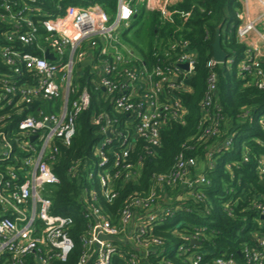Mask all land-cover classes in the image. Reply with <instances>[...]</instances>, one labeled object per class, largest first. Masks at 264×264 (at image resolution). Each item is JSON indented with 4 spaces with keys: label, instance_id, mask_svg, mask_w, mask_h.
Masks as SVG:
<instances>
[{
    "label": "built area",
    "instance_id": "built-area-1",
    "mask_svg": "<svg viewBox=\"0 0 264 264\" xmlns=\"http://www.w3.org/2000/svg\"><path fill=\"white\" fill-rule=\"evenodd\" d=\"M181 0H117V11L111 17L99 4L69 5L62 14L35 19L39 14L34 5L16 8L9 1L0 3V23L10 27L4 31L5 44L0 47L8 72H0V264H56L66 261L75 247L70 234L74 225L72 216L55 213L48 186L60 182L52 169L58 153L56 142L70 144L77 130L78 115L90 106L91 93L81 87L80 70L74 79L76 65L89 59L91 80L112 100L115 111L126 117L112 118L103 114V137L94 150L98 163L89 172V180H96L102 195L108 200L119 196L117 185L138 176L140 166L131 159L135 141L144 139L151 145L160 142L161 129L170 121L183 120L187 110L180 93L190 92L189 82L195 72L197 52L191 41L173 34L164 43L155 46L153 59L144 58L123 40V33L132 27L141 13H157L164 23L185 24L192 11L181 10ZM242 8L238 27L241 41L257 30L264 20V0H240ZM256 3L262 9L257 16L250 10ZM146 17L147 13H145ZM40 26L45 30L40 46ZM179 26L175 32L181 30ZM264 39V33H261ZM38 46L41 54L26 50ZM49 50L55 59L44 53ZM259 46L248 48L239 62L241 72L253 74L256 84L264 87V69L257 53ZM231 62L232 58H227ZM218 63L213 59L208 65ZM83 67V68H84ZM80 69V67H79ZM217 72L211 70L208 92L201 104L204 119L216 99ZM39 101L58 103L56 111L34 108ZM34 106L31 112L26 110ZM205 133H218L217 116ZM264 129V115L259 118ZM110 131V135H107ZM230 141L227 142V145ZM22 154V155H21ZM248 161V156H244ZM196 158L181 157L176 171L158 181L171 185L182 183L192 190L198 184L208 183L205 176L193 178L191 170L198 168ZM189 167L191 170H189ZM258 171L264 181V159H259ZM163 187L162 194L164 193ZM161 195V194H160ZM156 187L149 194L132 195L125 199L120 210L121 224H113L101 206L94 202L97 192H86L83 215L88 220L85 235L81 237L85 250L77 264H112L120 252L116 242L141 246L140 237L149 235L159 214ZM261 198H264L261 195ZM264 219V201L254 203ZM142 216V222L137 218ZM165 213L166 211L163 210ZM258 244L244 249L248 264H264V229ZM144 244L148 253L152 249ZM181 249L189 250L183 246ZM123 255V252H120ZM128 264H136L137 256L130 254ZM202 255L194 256L199 264ZM213 264H240L234 254L219 256Z\"/></svg>",
    "mask_w": 264,
    "mask_h": 264
},
{
    "label": "trees",
    "instance_id": "trees-1",
    "mask_svg": "<svg viewBox=\"0 0 264 264\" xmlns=\"http://www.w3.org/2000/svg\"><path fill=\"white\" fill-rule=\"evenodd\" d=\"M9 1L16 8L34 5L39 10L35 19L62 14L69 5L88 6L99 4L111 17L117 9V0H0ZM181 10L192 11L189 20L182 24L164 23L157 13L141 11L133 20L132 27L123 33V40L144 58L153 59L155 46L164 43L173 34L182 35L191 41L197 52L195 72L189 82L192 90L180 93L187 110L183 120L170 121L161 129L160 142L151 145L144 139L135 141L131 155L140 166L138 176L129 182L117 185L119 196L108 201L96 180H89V172L98 163L95 146L103 137L100 120L103 114L112 118H123L118 114L112 100L89 78L90 68L79 77L81 87L91 93L90 106L77 118V130L70 144L56 142L58 153L52 169L60 178L57 184L48 186L53 201V211L72 216L74 225L70 234L75 247L66 261L56 264H77L85 248L81 237L85 235L88 220L83 215L84 196L91 189L97 192L95 204L101 206L113 224H121L120 210L129 196L147 195L156 187L159 214L151 233L140 237L141 246L116 242L123 252L115 254L112 264H128L130 254L137 256L136 264H194V256L202 255L199 264H213L216 257L234 254L240 264H248L244 249L255 248L264 229V219L254 203L264 201V184L258 171L259 159H264V129L259 118L264 114V87L256 84V78L248 72H241L239 62L244 59L248 46L238 36L242 22L239 12L240 0H181L176 4ZM145 13L149 14L145 15ZM181 26V30H175ZM221 26V43L231 62L216 64L213 68L208 61L213 55L212 44L216 29ZM10 26L0 23V47L5 44L4 31ZM134 27V28H133ZM45 30L40 26V46ZM41 54L38 46L25 47ZM264 68V61L260 60ZM211 70L217 72V94L204 119L201 104L208 92V77ZM8 66L0 53V72H8ZM91 78V76H90ZM35 106V107H34ZM32 108L56 111L58 103L39 101ZM217 116L218 133L209 136L205 131L213 125ZM230 144L227 145V142ZM22 155V154H21ZM248 161H244V156ZM181 157L196 158L198 168L191 175L206 177L208 183L196 185L192 190L178 183H161L158 178L170 176L176 171ZM201 165V168H200ZM163 187L164 193L162 194ZM163 210L166 212L164 213ZM137 218L146 221L144 216ZM144 220V221H143ZM196 240L199 243H192ZM144 244L152 249L144 250ZM183 246L189 250L181 249ZM34 264V263H32Z\"/></svg>",
    "mask_w": 264,
    "mask_h": 264
},
{
    "label": "crops",
    "instance_id": "crops-1",
    "mask_svg": "<svg viewBox=\"0 0 264 264\" xmlns=\"http://www.w3.org/2000/svg\"><path fill=\"white\" fill-rule=\"evenodd\" d=\"M250 11H251L250 12L251 16L254 17V16H257L258 14H260L262 12V9L256 3H253V6H252ZM261 33H264V20H262L261 22H259L257 24V30L252 32L246 38V42L245 43L247 44L249 49L254 44L259 46V49H258L257 53L259 54L260 60L264 61V39L261 37ZM87 64H85V65H87ZM85 65H83L81 63V65L79 66L80 67L79 70H80L81 73H83V72L85 73V68H87V67H84ZM200 168H201V165H200Z\"/></svg>",
    "mask_w": 264,
    "mask_h": 264
},
{
    "label": "water",
    "instance_id": "water-1",
    "mask_svg": "<svg viewBox=\"0 0 264 264\" xmlns=\"http://www.w3.org/2000/svg\"><path fill=\"white\" fill-rule=\"evenodd\" d=\"M220 32H221V26H218L216 29L215 39L212 44L213 59L218 63H225L227 60V52L222 47ZM44 55L48 59H52V60L55 59V55L52 52H50L48 49L45 51ZM88 62H89V59H86L82 62V64L85 65ZM103 90H105V88H103ZM107 135L108 136L110 135V131H107ZM262 183L264 184V181H262ZM192 243H199V242H197L196 240H193Z\"/></svg>",
    "mask_w": 264,
    "mask_h": 264
},
{
    "label": "rangeland",
    "instance_id": "rangeland-1",
    "mask_svg": "<svg viewBox=\"0 0 264 264\" xmlns=\"http://www.w3.org/2000/svg\"><path fill=\"white\" fill-rule=\"evenodd\" d=\"M144 5H142V10L141 11H144ZM134 28V27H133ZM79 66L80 65H76V67H75V70H74V75H73V77H74V79L76 78V76H77V74H78V71H79ZM264 115V114H263ZM262 115V116H263Z\"/></svg>",
    "mask_w": 264,
    "mask_h": 264
}]
</instances>
